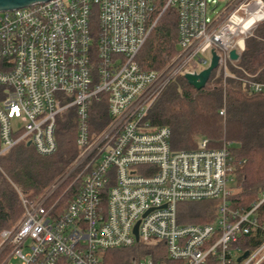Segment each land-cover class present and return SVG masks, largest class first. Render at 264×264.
Listing matches in <instances>:
<instances>
[{"label":"built area","instance_id":"obj_1","mask_svg":"<svg viewBox=\"0 0 264 264\" xmlns=\"http://www.w3.org/2000/svg\"><path fill=\"white\" fill-rule=\"evenodd\" d=\"M158 1L49 0L0 11V156L21 141L54 153L58 117L71 107L80 148L72 168L77 192L65 210L49 200L58 184L34 202L21 195V220L1 232L9 264H56L61 256L104 264L101 252L138 242L163 244L175 264H264V239L240 245L264 231L256 217L264 195L249 209L231 205L236 164L244 161L232 143L215 148L201 138L194 149L175 150L171 129L150 118L169 84L209 67L213 51L224 79L264 91L256 75L229 69L238 60L230 52L240 57L264 21V0H229L211 16L208 0H167L153 19ZM168 6L178 12L177 52L163 68L145 69L138 56ZM102 101L109 122L93 131L91 106ZM206 200L216 202L212 222H178L180 203ZM132 264L167 263L151 256Z\"/></svg>","mask_w":264,"mask_h":264},{"label":"trees","instance_id":"obj_2","mask_svg":"<svg viewBox=\"0 0 264 264\" xmlns=\"http://www.w3.org/2000/svg\"><path fill=\"white\" fill-rule=\"evenodd\" d=\"M166 1H158L153 19L158 17ZM177 25V9L168 6L140 51L138 61L143 68L161 69L173 58L178 49ZM229 69L237 76L249 73L264 81V21L246 38L245 49ZM217 73L213 71L201 89L189 84L185 76L173 80L152 107L150 118L153 124L171 129L175 150L196 148L197 138L203 134V138L209 139L210 147L215 148L226 139H233L234 156L244 161L236 164L231 205L249 209L264 195V91L252 92L243 81L224 79L223 74ZM224 106L225 115L220 116L219 110ZM90 114L93 131L107 126L106 101L94 102ZM206 132L211 135L205 136ZM56 138L57 150L50 155H41L21 141L0 156V243L1 232L13 228L24 214L21 195L34 202L58 184L49 200L56 202L57 210L63 211L76 194L77 185L73 182L77 170L72 168L80 148L76 142L77 116L73 107L58 117ZM215 203L212 200L180 203L178 222L182 225L212 222L216 215ZM256 217L264 224V202L258 207ZM258 232L242 239L240 245L250 249L247 248L250 242L256 245L262 241L264 231ZM6 251L0 253V264H9ZM151 256L158 262L175 264L166 257L163 244L138 242L130 248L101 252L104 264H132ZM56 264L71 262L61 256Z\"/></svg>","mask_w":264,"mask_h":264},{"label":"water","instance_id":"obj_3","mask_svg":"<svg viewBox=\"0 0 264 264\" xmlns=\"http://www.w3.org/2000/svg\"><path fill=\"white\" fill-rule=\"evenodd\" d=\"M49 0H0V11H8L13 9H18L26 6L33 5L35 3L44 2ZM230 56L233 60H237L239 58V54L235 49H233L230 52ZM219 63V56L216 51L212 52V61L209 67L202 70L198 74H191L187 73L185 74V78L191 84L197 89H201L206 86L207 82L209 81L213 71L218 67ZM28 146H31V142H27ZM138 224H136L134 228V232L136 235L137 240L139 239V233H138ZM248 251H245L244 254L238 258L240 261L242 258L246 257L248 255Z\"/></svg>","mask_w":264,"mask_h":264},{"label":"rangeland","instance_id":"obj_4","mask_svg":"<svg viewBox=\"0 0 264 264\" xmlns=\"http://www.w3.org/2000/svg\"><path fill=\"white\" fill-rule=\"evenodd\" d=\"M228 1L229 0H208V12H209V16L213 15L214 13L218 12V11H221L223 8H225L228 4ZM219 73H217L218 75ZM211 79V77H210ZM209 79V80H210ZM221 116V115H220ZM206 135L205 136H208V135H211L210 133L206 132L205 133ZM208 134V135H207ZM204 134L203 135H200L198 138H197V141H196V146H198V141L203 138ZM216 140H218V138L216 137H212ZM225 140V139H224ZM225 142H231V143H234V140L233 139H226ZM7 252V251H6ZM7 256H8V253H7ZM7 258V257H6ZM10 264H18V261L11 258L10 259Z\"/></svg>","mask_w":264,"mask_h":264}]
</instances>
